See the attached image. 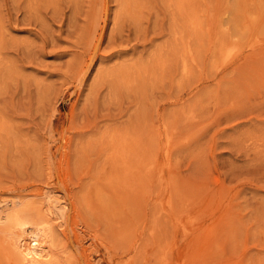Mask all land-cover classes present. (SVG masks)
I'll return each mask as SVG.
<instances>
[{
	"label": "rangeland",
	"instance_id": "1",
	"mask_svg": "<svg viewBox=\"0 0 264 264\" xmlns=\"http://www.w3.org/2000/svg\"><path fill=\"white\" fill-rule=\"evenodd\" d=\"M0 210L53 264H264V0H0Z\"/></svg>",
	"mask_w": 264,
	"mask_h": 264
},
{
	"label": "bare ground",
	"instance_id": "2",
	"mask_svg": "<svg viewBox=\"0 0 264 264\" xmlns=\"http://www.w3.org/2000/svg\"><path fill=\"white\" fill-rule=\"evenodd\" d=\"M86 71L87 69H85V73H87ZM45 200L47 202V210L49 216L57 214L56 210L61 207L62 202L60 201L62 200L54 198L51 195H48ZM4 203L12 205L13 207H15V209L16 207H19L21 205V202L18 200L5 201ZM17 212L15 211L11 215H9L7 211V214L5 213L4 215L2 214V212H0V233L5 234L6 237L10 240V243L13 245L15 252L19 254L23 262L28 264H53L55 261V251L51 242L52 227H50L49 225L43 226V224H30L26 221H21L19 213ZM5 222H7L9 226L3 227L2 225Z\"/></svg>",
	"mask_w": 264,
	"mask_h": 264
}]
</instances>
